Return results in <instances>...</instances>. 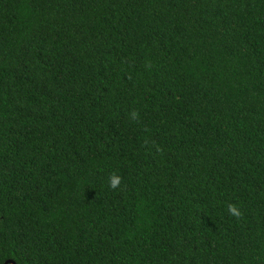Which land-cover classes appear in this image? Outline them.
<instances>
[{
	"label": "trees",
	"instance_id": "16d2710c",
	"mask_svg": "<svg viewBox=\"0 0 264 264\" xmlns=\"http://www.w3.org/2000/svg\"><path fill=\"white\" fill-rule=\"evenodd\" d=\"M9 259L264 264V0H0Z\"/></svg>",
	"mask_w": 264,
	"mask_h": 264
},
{
	"label": "clouds",
	"instance_id": "9594fccd",
	"mask_svg": "<svg viewBox=\"0 0 264 264\" xmlns=\"http://www.w3.org/2000/svg\"><path fill=\"white\" fill-rule=\"evenodd\" d=\"M133 116L136 115V113H133L132 114ZM120 184V178L117 177V176H113L110 180V183H109V186L112 187V188H115L117 187L118 185ZM229 211L230 213H232L233 215H239V212L237 210V208L235 206H229Z\"/></svg>",
	"mask_w": 264,
	"mask_h": 264
},
{
	"label": "water",
	"instance_id": "95a60500",
	"mask_svg": "<svg viewBox=\"0 0 264 264\" xmlns=\"http://www.w3.org/2000/svg\"><path fill=\"white\" fill-rule=\"evenodd\" d=\"M7 263H10V264H16L12 259H9V260H7L6 262H4V264H7Z\"/></svg>",
	"mask_w": 264,
	"mask_h": 264
}]
</instances>
